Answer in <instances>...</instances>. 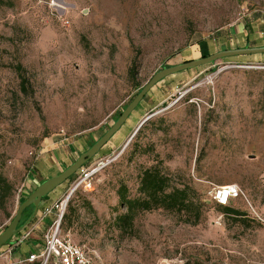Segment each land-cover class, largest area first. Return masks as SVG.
<instances>
[{
	"label": "rangeland",
	"instance_id": "obj_1",
	"mask_svg": "<svg viewBox=\"0 0 264 264\" xmlns=\"http://www.w3.org/2000/svg\"><path fill=\"white\" fill-rule=\"evenodd\" d=\"M251 48H264V0H0V173L13 188L0 235L29 180L38 186L87 152L156 74L203 60L153 82L85 161L109 163L70 197L61 229L94 264H264V53L209 60ZM151 167L193 187L196 225L163 209L138 213L126 233L112 225L118 185L135 197ZM227 185L241 191L228 203L241 219L217 208Z\"/></svg>",
	"mask_w": 264,
	"mask_h": 264
},
{
	"label": "trees",
	"instance_id": "obj_2",
	"mask_svg": "<svg viewBox=\"0 0 264 264\" xmlns=\"http://www.w3.org/2000/svg\"><path fill=\"white\" fill-rule=\"evenodd\" d=\"M13 69L19 78L18 89L20 92L25 94L26 88L24 85L25 80L22 76V68L19 65H16ZM133 74V67H130L128 70V75L130 77H133ZM139 151L141 150H139V147L135 145L134 152L139 153ZM72 176L73 174L69 176L65 181L72 178ZM76 192L88 193L77 190L72 193L70 197H72ZM12 193V185L0 173V209L4 207L5 203L12 196ZM115 193L118 206L123 209V212L117 214L113 218L112 225L120 233H126L127 231L131 230L133 219L138 213L155 209H163L167 212H174L179 215H185L184 221L192 225H196L201 219L202 204L198 199L194 198L195 191L193 187L187 185H171L170 174L165 173L156 167L146 168L140 172L137 177L135 197L128 196V190L123 184L118 185ZM68 203L69 202H67L64 214L60 220L59 227L61 232L63 223L67 222L69 218H71V216L74 214V210L68 206ZM85 205L87 206L88 204L85 203ZM217 208L222 213L231 215L235 219H241L240 217H243L245 215L243 212H240L239 210H236L234 208H230L228 205L217 204ZM30 211V206L26 207L22 211L18 226L25 221V219L30 214Z\"/></svg>",
	"mask_w": 264,
	"mask_h": 264
},
{
	"label": "built area",
	"instance_id": "obj_3",
	"mask_svg": "<svg viewBox=\"0 0 264 264\" xmlns=\"http://www.w3.org/2000/svg\"><path fill=\"white\" fill-rule=\"evenodd\" d=\"M108 162L90 165H81L75 171L73 180L68 184L66 191L51 204L42 207L35 212L34 222L28 227L21 228L7 241L8 248L5 253L31 238L38 229V225L45 223V228L40 235V249L36 253L29 254L25 259L9 264H94L90 253L82 246L74 243L69 234L60 231V220L64 214L67 202L77 190L89 192L95 180V175ZM18 195L21 190H18ZM241 195L240 189L235 185H227L215 190V199L220 205L228 203ZM3 254H0L2 256Z\"/></svg>",
	"mask_w": 264,
	"mask_h": 264
},
{
	"label": "water",
	"instance_id": "obj_4",
	"mask_svg": "<svg viewBox=\"0 0 264 264\" xmlns=\"http://www.w3.org/2000/svg\"><path fill=\"white\" fill-rule=\"evenodd\" d=\"M259 53H264V48H251V49H240V50H234V51H227V52H222L219 54H216L212 57L209 58V60H213L217 57L221 56H227V55H251V54H259ZM202 61H191L188 62L187 64L177 66L174 68H169L166 70H163L159 74H156L148 84H146L141 91L135 96V98L126 106V108L123 110V112L119 115V117L116 119L115 123L111 126V128L100 138L98 139L91 147L90 149L81 154L71 165L66 167L59 175L56 177H52L49 179H46L45 181L41 182L40 185H38L27 197L26 199L21 202L5 231L0 235V247L5 245L7 241L10 239L12 235L17 233L21 228H23L27 222L33 217L35 214L39 200L45 196L48 192H50L53 188L58 186L60 183L65 181L69 176L73 174V172L83 165L85 161L93 155L119 128V126L122 124V122L127 118L128 114L130 111L136 106V104L139 102V100L144 96L150 85L155 82L156 80H159L166 74L176 72L179 70H183L185 68H188L190 66H195L198 64H201ZM154 114H150L147 117H145L137 126L133 134L137 131V129L144 123L148 118L153 116ZM132 134V135H133ZM132 137V136H131ZM129 141V140H128ZM127 141V143H128ZM32 206V210L30 215L27 217V219L23 222V224L19 227H17L19 218L21 216L22 211L28 207Z\"/></svg>",
	"mask_w": 264,
	"mask_h": 264
},
{
	"label": "crops",
	"instance_id": "obj_5",
	"mask_svg": "<svg viewBox=\"0 0 264 264\" xmlns=\"http://www.w3.org/2000/svg\"><path fill=\"white\" fill-rule=\"evenodd\" d=\"M36 185H37L36 182L34 181V179H32V181L29 180L28 184H26V187L28 188L30 186V188H31V186H32L33 190H34L37 187ZM30 188H28V190ZM53 191H54V188L39 200L38 207H37L36 211L40 210L42 207L47 206L53 202V200H52V202L48 203V201L51 199L50 194L53 193ZM30 213H31V211H30ZM34 216H35V214L27 222L25 227H28L29 225H31L34 222ZM44 228H45V223L44 222L40 223L38 225V229L32 234L31 238H29L27 241L20 244L16 248L12 249V251L10 253H5L6 249L8 248V246H6V244L8 242L5 245H3V247L1 248L2 249L1 251H3L4 259H7L10 262H16L18 260L25 259L29 254L38 252L40 249V235L43 232Z\"/></svg>",
	"mask_w": 264,
	"mask_h": 264
}]
</instances>
